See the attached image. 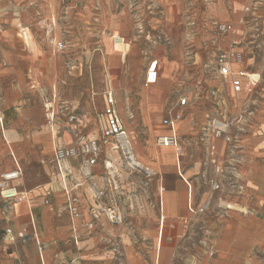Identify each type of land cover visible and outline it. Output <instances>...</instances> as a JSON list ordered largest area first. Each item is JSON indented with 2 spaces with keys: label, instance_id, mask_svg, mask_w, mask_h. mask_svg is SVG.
I'll return each instance as SVG.
<instances>
[{
  "label": "crops",
  "instance_id": "0c3cea01",
  "mask_svg": "<svg viewBox=\"0 0 264 264\" xmlns=\"http://www.w3.org/2000/svg\"><path fill=\"white\" fill-rule=\"evenodd\" d=\"M39 1L42 2V0ZM47 1L49 2L46 3L50 5L53 0ZM54 1L57 2V0ZM241 1L243 3L242 17L246 5H253L255 1L259 2L257 4L259 6L264 5V0ZM259 6L256 8H260ZM48 16L52 18L56 28L53 7H50ZM227 24L234 26L232 23ZM241 31L242 29L239 31L237 28L228 33V45L221 52H226L229 49L230 44L237 40V33ZM55 33L56 38L52 36L54 40L51 41L54 50L52 49L49 56H41V47L33 39H30L27 33L25 35V48L38 55L42 64V67H38L37 70L32 69L27 72L29 80L33 79L32 81L38 82L37 88L39 89L42 83L45 85L48 80L52 83V88L58 83L55 76L61 66V61L56 54L58 50L55 44L62 41H58L60 31L56 29ZM116 34L125 39L128 50L125 55L120 53L112 39L116 55L106 67L109 71L118 66L123 75L119 80H113L111 74L105 78L101 74L100 76L99 70H97L98 63L94 62L93 55L92 57L88 56L85 61H80V64H78L79 60L73 62V71L85 66L86 70L90 69L92 73L95 71V75L93 73L90 77L89 84L91 86L84 93V96L88 93L91 94L90 97L79 98L77 101L80 104L71 110H75L78 122L73 124L71 133L66 134L63 138H59L55 131L49 130L44 119L40 123L41 130L33 132L31 124L27 122L26 115L21 113L19 107L15 106L16 94L6 93L5 87L0 83V178L3 174L21 171L20 179L11 185L28 196V200L25 202L8 203L12 205L8 216H4L0 210V227L2 228L0 235L4 230L11 229L14 232L26 230L27 234L34 237V240L28 244L17 242L13 245L6 244L0 239L2 242L0 264H101L102 260L106 261L96 250L99 249L102 240L109 236L119 235L120 229L123 228V225H113L110 222L106 210L117 207L124 219L131 212L126 208L129 199H126L125 194L122 193V189L119 183H116L113 177L114 173L110 172V169L114 168V156L124 153L131 144L135 160L141 164L142 169L154 177L159 190L160 226L162 228H159L156 236H147V238L151 236L157 249L158 245L160 247L162 244L166 227L173 231V234L176 232V235L167 238L174 242L179 231L195 216L196 209L206 206L209 209L212 206L213 200L209 196L210 193L211 196L214 193L212 194V189L204 187L202 183V172L207 180L212 174L209 171L205 172L206 168L204 169L207 162V151L206 146L200 143V131L206 117L212 112L213 99L209 95L212 88L222 87L224 89L230 112L234 111L231 108L236 97L230 82L227 81V85H212L209 91L203 94L201 107L197 105V98L191 100L182 94V97L189 100V104L185 108H175L183 112L185 118L177 122L174 128H166L162 122L178 100L176 103L168 104L166 90L159 83L163 79L165 82L168 81L172 66L163 58L161 60L152 59L159 61L158 82L136 92V88L128 86L130 83H136V77L126 76L129 69L127 57L131 44L122 33ZM205 43L206 41L201 42V56L196 55L195 64L198 65L197 69L201 72L203 62L207 59L203 48ZM47 45L51 47V44ZM192 45L196 46V43H192ZM23 62L30 67L29 61L23 60ZM123 65L126 67L125 70H123ZM248 67L249 64L245 61L242 65H234L233 70L240 72L248 70ZM257 73L262 75L261 72ZM109 92L114 95L115 109L121 119L126 136L119 141L106 142L102 140V127L105 120L106 98ZM239 98L249 99L250 104H254L256 110L248 134L242 140L240 178L248 195L253 190L257 191L260 196L258 201L252 205H243L245 208L241 205V208L237 204V198L234 201L232 198L223 201L221 200L222 195L217 193L220 198L217 207L224 214L219 216L209 227L212 240L208 241L213 243L215 256L211 258L208 255V247L204 249L200 258L188 259L187 264H264V220L250 214L261 213L264 216V193L262 192L264 191V94L258 95L254 92L253 95H246V93H242ZM83 99L85 100L82 103ZM46 107L48 112L52 108L53 114L56 115V108L53 104H48ZM47 117L49 119V114ZM142 120L151 127V140L147 147V154L141 156L136 148L138 140L133 135L132 128L135 125H140ZM171 135L180 137L183 151L187 148V144L195 142L199 147L196 149L197 154L201 150V156L194 155L187 149L185 153L183 152V156L179 157L173 147L157 146L155 138ZM78 138L100 142L102 153L97 164L88 167V157L86 156L72 158L62 163L65 173H59L54 159L56 146L76 147ZM213 143L220 150L219 152H222L221 143L219 141H213ZM114 146H118L119 150H113ZM102 158L103 161H101ZM27 160L33 166L31 170L23 167ZM101 162L104 163V166L100 164ZM106 163L109 165L108 168L105 166ZM102 192L104 196L101 197L99 193ZM70 199L77 201L75 205L78 208V216H74L69 210ZM46 202L49 203L46 204ZM95 214L98 215L97 218L94 216ZM131 260L130 264H142L138 260ZM156 264H166L165 260H162L161 251L157 252Z\"/></svg>",
  "mask_w": 264,
  "mask_h": 264
},
{
  "label": "rangeland",
  "instance_id": "374dc122",
  "mask_svg": "<svg viewBox=\"0 0 264 264\" xmlns=\"http://www.w3.org/2000/svg\"><path fill=\"white\" fill-rule=\"evenodd\" d=\"M46 2L49 1L0 0V83L6 93L16 94L15 106L26 115L33 132L41 130L40 123L44 119L47 128L55 131L59 138L71 133L73 124L70 122V111L80 104L77 101L79 98L90 97L91 94L84 96V93L91 86L90 77L93 73L95 75V71L92 73L85 66L73 71L71 67L76 60L80 64V61L93 55L94 62L98 63L99 75L105 78L111 74L113 80L123 76L118 66L109 71L106 67L116 55L112 41L116 33H122L131 44L126 76H135L136 83H130V88H136V92L145 89L148 62L163 58L172 66L168 81L165 82L163 77L159 83L166 90L167 103H176L184 94L191 100L197 98V105L201 107V98L212 85L228 84L224 79L213 78L216 76L213 72L214 57L226 49L229 36L219 33L215 25L232 23L234 31L242 29L236 38L242 43L245 52L247 50L245 61L249 64L248 70L263 74L254 92L264 94V5H246L242 17L241 0H53L50 5ZM48 6L49 10L53 7L55 12L56 28L48 16ZM247 7L251 12H247ZM56 29L60 31L58 41H64L65 44L64 51H56L61 61L55 76L58 83L54 85V90L48 80L39 89L38 82L29 80L27 72L37 70L42 64L38 55L25 48V35L27 33L41 47V56H49L54 50L51 41L54 40L52 36H55ZM204 41L207 59L203 62L201 72L195 63L196 55L201 56L200 46ZM192 43H196L197 47ZM47 44H51V47ZM23 60L29 61L30 67L23 64ZM48 104L56 108L55 122L47 117ZM132 133L138 140V152L141 156L147 154L151 127L142 120L140 125L132 128ZM154 140L157 142V138ZM181 144L183 146L182 141ZM196 145L193 141L187 144L184 153L189 149L196 155V149L199 148ZM200 151L197 155L201 156ZM114 157V168L110 172L114 173L116 183H119L122 193L129 199L126 208L131 212L124 219L120 234L105 238L96 250L106 259L101 264H130L131 259L142 264H156L158 251H161L166 264H187L188 259L200 258L204 249L213 246L208 241L212 240L209 227L224 214L217 207L220 201L217 193L212 192L213 196L210 193L212 206L203 213L195 214L179 231L176 241L167 239L176 235V232L173 234L166 227L162 244L157 249L151 239L162 228L156 180L142 168H131L124 153ZM103 158L106 159L105 156ZM100 164L104 166L103 162ZM23 167L31 170L33 166L27 160ZM210 180L211 177L207 180L202 172L203 186L211 190ZM240 185L241 193L221 200L232 198L234 201L237 198L239 206L252 205L258 201L260 195L257 191L252 190L248 195L242 180ZM11 206L0 197V210L4 216L9 215ZM250 214L264 220L261 213ZM149 235L150 238H147Z\"/></svg>",
  "mask_w": 264,
  "mask_h": 264
},
{
  "label": "built area",
  "instance_id": "2783aa9c",
  "mask_svg": "<svg viewBox=\"0 0 264 264\" xmlns=\"http://www.w3.org/2000/svg\"><path fill=\"white\" fill-rule=\"evenodd\" d=\"M254 3H259L255 1ZM256 8V7H255ZM247 12H251L250 8ZM219 33L228 34L234 31V26L229 24L215 25ZM115 45L120 53L125 55L128 50L127 42L118 34H113L112 37ZM56 48L59 52L64 51V42H57ZM247 52V50H246ZM242 43L239 40H234L226 52H220L214 57L213 72L216 75L213 78L224 79L230 82L233 93L236 97L235 102L230 112L228 100L225 96V91L222 87H214L210 90L212 101V112L206 117L205 123L201 126L200 143L206 146V165L205 172H211V189L214 193H220L222 197H230L237 193H241L240 172L239 167L242 164L243 137L248 134V129L255 115L254 104H250L249 99L243 100L239 95H253L255 89L262 81V75L257 72L242 70L236 72L233 70L234 65H242L245 63V55ZM73 70L74 67L72 66ZM159 79V61L150 60L146 69L145 85L146 87L155 85ZM189 104V100L181 97L177 104L168 111V116L163 120L162 125L172 129L179 121L184 120L185 114L177 109L185 108ZM116 101L113 93H107L106 107L104 109V123L102 127L103 141H119L126 136L121 119L115 109ZM178 107V108H175ZM70 122L76 124L78 116L75 110L70 112ZM213 141L221 143L222 152L217 149ZM78 146L67 148L58 145L54 151V159L57 165L58 172L65 173L62 168V163L65 160L72 158H80L81 156L88 157L87 166L93 167L97 164L102 153L101 144L97 140L78 138ZM158 147H173L178 156H183V146L179 136H161L157 138ZM113 150L118 151L119 147L114 146ZM108 168V163L105 165ZM22 176L21 171H14L3 174L0 178V197L6 203H21L28 200L27 194L20 192L11 184L19 180ZM69 194V192H67ZM99 196H104V193H99ZM77 201L70 199L69 210L74 216H78V208L75 205ZM49 202H46L48 204ZM206 207H201L194 211L195 214L203 213ZM108 218L113 225L122 226L124 218L117 207L106 210ZM96 218L98 215H94ZM0 239L9 245L17 242L28 244L34 240V237L27 234L26 230L14 232L11 229H6L0 235ZM208 255L212 258L215 256L213 246L207 249Z\"/></svg>",
  "mask_w": 264,
  "mask_h": 264
},
{
  "label": "bare ground",
  "instance_id": "6f19581e",
  "mask_svg": "<svg viewBox=\"0 0 264 264\" xmlns=\"http://www.w3.org/2000/svg\"><path fill=\"white\" fill-rule=\"evenodd\" d=\"M48 113H49V120H51L52 122H55L56 115L53 114L52 108ZM124 155L127 156V159L129 160V165L131 168H141L142 167L140 163H137V161L135 160V158L133 156L132 144L128 150H125Z\"/></svg>",
  "mask_w": 264,
  "mask_h": 264
}]
</instances>
